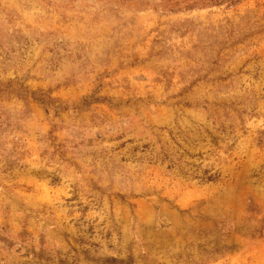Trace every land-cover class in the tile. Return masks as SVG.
Listing matches in <instances>:
<instances>
[{"label":"rangeland","instance_id":"rangeland-1","mask_svg":"<svg viewBox=\"0 0 264 264\" xmlns=\"http://www.w3.org/2000/svg\"><path fill=\"white\" fill-rule=\"evenodd\" d=\"M0 264H264V0H0Z\"/></svg>","mask_w":264,"mask_h":264},{"label":"trees","instance_id":"trees-1","mask_svg":"<svg viewBox=\"0 0 264 264\" xmlns=\"http://www.w3.org/2000/svg\"><path fill=\"white\" fill-rule=\"evenodd\" d=\"M206 180H207V181H211V177H209V178H206Z\"/></svg>","mask_w":264,"mask_h":264}]
</instances>
